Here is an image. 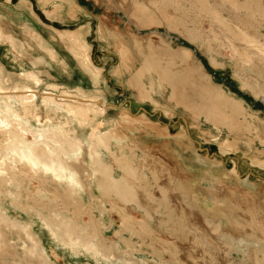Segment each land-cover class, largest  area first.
Segmentation results:
<instances>
[{
	"label": "rangeland",
	"instance_id": "rangeland-1",
	"mask_svg": "<svg viewBox=\"0 0 264 264\" xmlns=\"http://www.w3.org/2000/svg\"><path fill=\"white\" fill-rule=\"evenodd\" d=\"M0 26L1 90L51 93L87 123L50 115L38 95L40 121L54 116L87 138L63 155L83 186L30 168L5 149L14 135H0V264H264V0H0ZM150 58L178 78L175 99L170 85L156 101L139 87L154 80ZM202 62L246 108L234 105L244 123L224 144L229 126L214 117L228 107L190 70ZM99 132L112 161L146 156L159 176L138 184L141 208L103 190L88 151Z\"/></svg>",
	"mask_w": 264,
	"mask_h": 264
},
{
	"label": "bare ground",
	"instance_id": "bare-ground-1",
	"mask_svg": "<svg viewBox=\"0 0 264 264\" xmlns=\"http://www.w3.org/2000/svg\"><path fill=\"white\" fill-rule=\"evenodd\" d=\"M243 32L246 33L245 31H243ZM0 35L7 38V36H5L3 34V28L1 26H0ZM11 38H13V37H11ZM4 40H6V39H4ZM19 42H20V40H19ZM73 45H74V43H73ZM210 50H212V48ZM210 57L217 64H221V62H218L219 59H217L213 54H211ZM262 60L264 62V57H262ZM250 65L251 64L248 65L247 63H245L244 67H249ZM144 66L151 72V74L154 75V80L151 81L150 83H147L145 81L140 80L139 81V87L142 88V90L146 91L147 93H149V92L152 93L149 97L151 101H156V96L159 93L156 89L158 87V85H160V89L164 88V87L168 88L171 86V89H172L171 98L179 96L178 91L175 88L176 83L178 82L177 77L172 76L171 72H169L168 70H166V71L164 70L165 73L162 72V70H160V69H163V67H160V64L157 65L154 58L148 59ZM197 68L198 69L193 67V68H190V70H196L202 79V85H203V83H205V85H203L202 91L206 90L207 92H210L213 88L215 89L216 87L214 85H216L215 84L216 78H214L213 75L208 74L209 72H207L208 69L205 66V64L202 62V66H199ZM164 74H166L167 78L164 77ZM258 75L260 76V74H258ZM262 76L263 75L261 74L260 78H263ZM187 81L190 82L189 79H187ZM193 84L198 85L195 81ZM216 89H217L216 90L217 93L220 95V96H218V103H219L217 105L218 108L221 111H223L224 107H228V108L224 109L225 112L224 111L220 112L216 117H214L218 121V123H220V122L223 124L227 123V126H229L227 138H226L225 142L222 141V143L224 144L229 140H235V138L231 139L234 136L233 133L235 131H237L238 129L242 128V125L244 123L240 119V117H241L240 113L238 116V114L236 113L237 111L232 110L233 108H235L234 105L236 104L238 106V108H240V111H242V112L246 111V108L244 107L242 100H239L238 97H236V98H234L233 96L231 97L229 95V93L225 89H223L222 87L221 88L217 87ZM41 93L45 97H43L41 95V98H40V96H38V95ZM261 93H264L263 89H262ZM39 94H38V92L33 91V90H31L27 87H24V86H19L18 90H15V91H3L0 88V135H4L5 133H8V132H10L9 135H14L13 145L10 142L9 144H7V146H5V149L7 151L12 150L13 152L17 153L20 158H22L23 160H26V162L29 164L30 168H33V166H36L37 169L38 168H44L47 172L54 173V177L61 178V183L66 181V180H69L71 182V184L76 183V184H79L78 186H83V183L80 180V177L75 176L72 168L70 167V163L67 160H65L63 155L64 154L66 155V153H68V152L75 153L77 151H80L83 148L81 141L82 140L85 141V140H87V138L81 139L76 134V131H77L76 128L77 127H74L75 129H73V130H72V128L68 129L67 128L68 125L66 126L63 123L54 122V119L52 118L56 115H59V116H61V118L64 117V119L65 118L68 119V121L69 120L70 121H76L79 125L87 124V123L82 124V121L78 120L79 113L76 111H79L80 108H76L74 106H69V109L64 108V110H60L62 105L60 106L59 102H66L65 100H62L60 98H58V100H57V98H55V96H53V94L48 93V92H40ZM39 98L41 99V101H42L41 103L43 105L50 107V108H48L50 115H54L51 117H47V115H46L47 119H45L44 121H40V118L38 117V113H42L41 108L39 107L40 105L38 106ZM222 99L225 101H222ZM226 100H230V101H226ZM56 101H59V102L57 103ZM243 101H244V99H243ZM223 104H224V107H223ZM104 105H105V103L104 104L99 103L98 107H101V109H103L104 112H106V108ZM158 106L167 107L166 105H164L162 103L158 104ZM227 109L232 110L229 112V115L226 112ZM227 115H228V118H227ZM245 117L247 118V115H245ZM37 120H38V125L36 124ZM260 120L264 121V114L261 116ZM67 122H66V124H67ZM153 122H152V124H153ZM27 126L30 130L35 132L38 135V137L39 136L41 137V139H42L41 142L44 145H42V146L33 145L32 143H28V142L26 143L23 139L19 138L20 135H18V133H16V131L19 130L18 128H21L22 131H26L24 129H26ZM11 133H13V134H11ZM150 133H154L153 128H151ZM260 137H261V135H260ZM262 140H263V138H262ZM88 142H89L88 151L93 158V168L92 169L94 172H96L97 174L102 176V178L99 179V181L101 182V186L103 187V190L106 192V194L110 195V196L116 195V196H118L120 201L122 200L124 202L132 203V204L139 206L141 208V206H143L144 204L142 203V201H140V198L138 196L137 190L140 188V186L138 188V184L143 180H145V181L149 180L150 181L151 179L153 181H157V183H158V178H159V176H157L156 172L151 170L152 167L150 168L151 165H149L148 158L146 156H140L139 155L133 161L134 164H132V165L131 164L129 165L127 162L123 161L122 158L120 160L117 156L114 157L115 161H112L110 159V154L112 152V145H113L112 138L109 137L105 133H103V134L101 132L97 133L96 138L90 137L88 139ZM3 158H4V156H3ZM142 160H144V161L142 162ZM119 162H123V164H125L126 166H122L121 164H119L120 166H118L117 164ZM7 165H8V163H7ZM142 165H145V167H142ZM2 166L3 165H1V167ZM116 166H118V168L122 169L123 173L121 176H117ZM1 167H0V170H6L7 169V167H3V168H1ZM154 168H155V166H154ZM156 168H157V166H156ZM44 182H48V181L45 180ZM76 186L77 185L71 186L73 192H75L74 188H76ZM162 191H163L164 197H166V195H167L166 190H164V188H163ZM190 191L192 192L191 189H190ZM192 194H194L196 196V193L194 191L192 192ZM139 195H140V193H139ZM188 196H189L188 194H185V198ZM193 196H192V198H193ZM195 196H194V198H196ZM190 199L191 198H189V199L187 198L184 201H187ZM199 200L197 199V201H199ZM188 202L189 201H187V203ZM195 205L197 206V203ZM195 205H193V206H195ZM193 206H191V209H193ZM217 206H214V208H217ZM146 213H148V212H146ZM148 217H149V219H151L152 216H150L148 214ZM64 220L65 219H63V221ZM65 221H67V220H65ZM211 221H213V220H211ZM126 222H127L126 224L132 225V220L130 217H126ZM60 223H62V222H60ZM64 224H67V223H64ZM68 224L67 225L69 227L70 222ZM68 227H65V228H68ZM141 227L146 228V229L147 228L152 229V225L148 221H146L145 224L142 225ZM63 228H64V225H63ZM67 230L65 229L66 233H68ZM220 230H221V228H220Z\"/></svg>",
	"mask_w": 264,
	"mask_h": 264
}]
</instances>
